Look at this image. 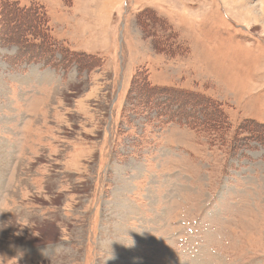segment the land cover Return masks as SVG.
<instances>
[{
  "label": "rangeland",
  "instance_id": "1",
  "mask_svg": "<svg viewBox=\"0 0 264 264\" xmlns=\"http://www.w3.org/2000/svg\"><path fill=\"white\" fill-rule=\"evenodd\" d=\"M8 1L82 66L10 99L0 6V264H264V0Z\"/></svg>",
  "mask_w": 264,
  "mask_h": 264
},
{
  "label": "trees",
  "instance_id": "2",
  "mask_svg": "<svg viewBox=\"0 0 264 264\" xmlns=\"http://www.w3.org/2000/svg\"><path fill=\"white\" fill-rule=\"evenodd\" d=\"M1 10L5 13H1L5 18L12 17V23H16L14 27L13 38L10 37L9 44L17 48L20 52V62H25L26 64H43L45 67L53 68L54 70L66 71L67 68L63 70L62 65L67 64L68 69L71 65L75 64L78 67L82 66V58L75 56L73 53L68 51L57 52L51 37L48 34L47 20L45 13H41L37 9L25 10L19 8L17 2H9L8 0L1 1ZM8 14V15H7ZM19 15V16H18ZM59 55L61 58L59 60L55 59V56ZM71 57V61H68V57ZM79 59V60H78ZM10 62L12 60L10 59ZM17 62L16 65H18ZM54 62H56L54 67H51ZM15 66V65H14ZM189 98L191 103L185 104L180 98ZM145 99L146 97H140ZM150 99L153 100L155 108L163 111L164 114H159V116L165 118L166 122L171 124H176L178 126H186L189 129L196 128L198 123L197 116L199 115L197 107L200 106L201 102H194L187 94L182 92L178 94L176 91L160 88L157 89L151 96H149L148 103ZM144 101V100H143ZM205 113V110L203 111ZM209 115V114H208ZM207 117V116H205ZM210 119H206L204 126L207 128V124ZM195 124V125H194ZM216 125L214 128H216Z\"/></svg>",
  "mask_w": 264,
  "mask_h": 264
},
{
  "label": "crops",
  "instance_id": "3",
  "mask_svg": "<svg viewBox=\"0 0 264 264\" xmlns=\"http://www.w3.org/2000/svg\"><path fill=\"white\" fill-rule=\"evenodd\" d=\"M217 2L221 3L220 0H217ZM60 27H61L62 32H63L64 30L68 29V24L66 22H63L62 24H60ZM68 35H69V33H68ZM59 37L62 40L68 41L66 37L64 39L62 38L63 35H60ZM68 43L71 47V50L74 51L73 50L74 47L75 48L77 47L76 43L72 42L74 46L69 41H68ZM15 68L16 67H13V66L10 68L12 71H16L15 75H11V76H14L13 79L8 82V84H10V87H7L8 89H10V93H9L10 99L14 98L15 94L17 93L18 88H20L21 90H25V93L27 94L29 92V90L31 89V87H30L31 84H34V81H35L36 87L38 89H45V88H54L55 84H56V82H54V81L56 79L58 80L57 83H59L61 81L68 80L67 77L65 78V76L64 77L57 76V75H55V73L53 71H49L48 69L47 70H41L39 68H34V67H27V68L21 67L20 71H17ZM17 68H19V67H17ZM16 76H17V78H16ZM70 78H72V77H70ZM4 80H5V78H4ZM52 83H55V84H52ZM18 113H19V109L17 110V114H16L17 117H18Z\"/></svg>",
  "mask_w": 264,
  "mask_h": 264
},
{
  "label": "clouds",
  "instance_id": "4",
  "mask_svg": "<svg viewBox=\"0 0 264 264\" xmlns=\"http://www.w3.org/2000/svg\"><path fill=\"white\" fill-rule=\"evenodd\" d=\"M192 14H194V13H191V12L189 13V15H192ZM195 14H202V13H195Z\"/></svg>",
  "mask_w": 264,
  "mask_h": 264
},
{
  "label": "bare ground",
  "instance_id": "5",
  "mask_svg": "<svg viewBox=\"0 0 264 264\" xmlns=\"http://www.w3.org/2000/svg\"><path fill=\"white\" fill-rule=\"evenodd\" d=\"M263 10H264V1H263Z\"/></svg>",
  "mask_w": 264,
  "mask_h": 264
}]
</instances>
